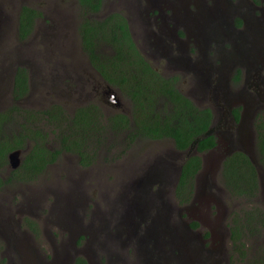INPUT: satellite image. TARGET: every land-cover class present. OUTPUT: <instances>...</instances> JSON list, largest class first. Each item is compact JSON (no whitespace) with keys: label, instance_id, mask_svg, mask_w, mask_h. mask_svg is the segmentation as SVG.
I'll use <instances>...</instances> for the list:
<instances>
[{"label":"rangeland","instance_id":"374dc122","mask_svg":"<svg viewBox=\"0 0 264 264\" xmlns=\"http://www.w3.org/2000/svg\"><path fill=\"white\" fill-rule=\"evenodd\" d=\"M229 2L248 7L255 26L245 21L241 25V18L234 17L239 23L235 25L221 12ZM21 4L41 12L25 40L17 37ZM263 5L264 0H103L91 18L121 13L140 53L165 70L174 71L171 54L151 46L168 43L166 22L184 37L179 43L194 51L193 57L199 47L198 59L213 55L206 48L214 47L209 39L218 36V17L223 18V28L234 29L238 43L223 41L219 48L223 45V54L234 56L232 71L238 69L239 79L231 90L230 71L220 69L213 86L240 107L236 142L232 145V138L224 135L223 123L213 126L216 146L200 155L202 167L187 203L178 202L173 192L175 172L186 152L175 150L171 139L139 138L127 145L126 131L106 134L90 166H81L78 156L68 152L37 177L9 180L0 188L3 264H70L77 256L88 264H252L262 255L264 223L260 232L237 242L230 239V223L253 205L264 213V168L252 128L256 117L264 119ZM82 18L77 0H0V112H29L36 118H28L30 125L38 123L49 139L53 134L39 113L54 105L69 114L90 102L105 116L130 110L124 94L107 85L90 65L78 32ZM253 59L258 69L246 65ZM20 67L26 70V93L15 100L13 80ZM185 69V74L174 71L184 79L180 91L198 108L209 107L200 102L204 97L221 112L224 98L209 94L208 76H198L191 66ZM248 91L245 104L241 97ZM214 116L219 121L220 115ZM20 120L12 117L4 127L6 135ZM49 146L57 147V139ZM30 147L27 142L25 149H15L21 152L20 160ZM232 147L245 152L257 171L258 190L249 201L230 195L222 183L221 164ZM10 170L7 158L0 177L7 178Z\"/></svg>","mask_w":264,"mask_h":264},{"label":"trees","instance_id":"16d2710c","mask_svg":"<svg viewBox=\"0 0 264 264\" xmlns=\"http://www.w3.org/2000/svg\"><path fill=\"white\" fill-rule=\"evenodd\" d=\"M82 13L78 32L83 51L92 68L109 86L121 91L131 99V118L121 113L105 116L93 102L80 105L72 114L60 106L39 113L46 119L50 132L42 130L38 123L30 125L28 118L36 121L30 113L20 110L0 112V167L7 163V154L15 149H30L20 165L10 170L5 179L0 177V188L11 179L29 180L42 174L64 153L71 152L79 158L81 166H90L97 150L109 132L126 131V143L136 139H171L175 150L187 151L196 139L209 130L212 112L209 108H198L189 98L183 96L165 79H160L135 46L126 20L120 13H112L101 20L91 15L101 10L103 0H77ZM37 9L21 4L17 9V37L25 40L40 18ZM107 50V52H105ZM26 70L16 69L13 80V97L20 100L26 93ZM239 74L235 80L238 81ZM14 114V115H13ZM234 116L238 119L237 109ZM23 118L8 136L4 127L12 117ZM35 116V115H34ZM36 117V116H35ZM255 145L259 162L264 168V119L256 117L254 123ZM57 139L58 146H49ZM216 146L214 134L199 138L194 153L180 161L178 181L174 194L180 203H187L192 197L194 179L202 167L201 154ZM221 178L230 195L249 201L256 197L258 175L247 154L234 150L222 161ZM244 210L241 217L230 223V239L237 242L246 236L260 232L264 223L263 210L258 205ZM196 225L195 223L193 224ZM0 258V264H3ZM74 264H86L77 258ZM252 264H264V253Z\"/></svg>","mask_w":264,"mask_h":264},{"label":"flooded vegetation","instance_id":"af4514ba","mask_svg":"<svg viewBox=\"0 0 264 264\" xmlns=\"http://www.w3.org/2000/svg\"><path fill=\"white\" fill-rule=\"evenodd\" d=\"M161 1V0H160ZM263 12L262 15L264 17V5H263ZM227 12L226 16L231 19L233 21V18H241V20L237 19L240 21V24L242 25V22L245 21L246 24H250V20H252L251 16H253L252 12L249 10L248 7H243L241 5H239L238 3L233 4L232 2H229V5L227 6V10H221V12ZM121 14V13H120ZM122 15V14H121ZM123 16V15H122ZM123 18L126 20V18L123 16ZM222 17H218L216 22L218 23V25L216 26V28L218 29L217 31V38L215 40H210L209 42H212L214 44L213 46H208L206 48V50L208 53H212L213 55H209V54H204L202 55L199 59L196 58L200 53L198 52L199 47H197L196 51L197 55L195 57L192 56V53L190 49L188 47H182L179 43V40L184 39V37L181 36V34H177L174 32V26L171 22H166L169 23L168 27V32H169V38H168V43L163 42L162 44H155L152 45L151 47L154 48L155 50H161V51H165L167 50L168 56L170 55V59L169 61L171 62V65L174 69V71H181V73L185 74V68L191 66V68L193 69V71H196L198 76L199 75H206L208 76V78L210 79L212 85L210 87V91L209 94H214L215 97H220L222 96L224 98V105L222 106V110L221 112H219V110H213L216 109V107L207 99H205L204 97L202 98H198L200 100L201 103L206 104L209 107H202V108H209L212 111V119H211V123H210V127L209 129H211L212 133H213V126H215V124L220 125L221 123L224 124V135L227 134L228 136V140H230V138H232L231 142L232 145L236 142V138H237V129H235L234 127H239V119H240V113H239V109L240 107H236L238 104H236V102L232 101L229 96H224L222 95V91L221 89H219L217 86H213V83L216 79L219 78L220 76V69L221 71L225 70V72L230 71V75H229V85L231 90H234V86L233 83H236L235 77L237 76V70L236 71H232L233 67L231 64V61H233L232 59H234L233 55H229V54H223L224 50L221 48L223 47V45L219 48V46L221 45L220 43L223 41H227V40H232L233 42L238 43V39L234 38L233 35L235 34L234 29H226L223 28L222 25ZM235 23V25H238L239 23L237 21H233ZM127 23V21H126ZM128 26V24H127ZM251 26H255V22L252 21L251 22ZM129 30V28H128ZM130 32V31H129ZM131 34V33H130ZM188 35L191 36V34L188 33ZM219 44V45H218ZM239 46V44H236ZM136 46V44H135ZM216 49H213L215 48ZM137 48V46H136ZM240 48V47H239ZM246 47L242 46V51L245 49ZM138 49V48H137ZM139 51V50H138ZM140 52V51H139ZM204 51L202 50V53ZM142 55V54H141ZM153 56V54H151ZM143 56V55H142ZM255 57V55H253ZM252 56V57H253ZM143 58L148 62L149 66L156 72L158 73V76L160 79H165L168 81V83H172L174 84V87L177 91H179L180 93L182 91H180V87L183 85L180 78L175 76L177 73H175L174 71H170L169 70H165L160 68L159 66H156L155 64L150 63L144 56ZM216 62H218V64L216 65ZM246 65H252L253 67H258V64L256 63L255 59L251 60V61H247L246 60ZM232 72V73H231ZM217 74V75H216ZM236 74V75H235ZM186 88L183 90L185 91ZM190 90L187 92L188 95H190ZM249 93H251V91H248L247 95H244L241 97L242 101L246 104L249 101ZM183 96H185L186 94H184L183 92L181 93ZM104 95V93L102 94ZM127 98V101L130 105V110L128 111L127 109H121L122 112H124L126 114V116L131 118V111H132V103H131V99L124 95ZM187 96V95H186ZM185 96V97H186ZM188 98V97H187ZM111 101H114V97L112 96ZM237 109L238 112V119L235 118L234 116V111ZM215 115H220V119L219 121L216 120ZM224 121V122H223ZM252 128L254 129V125L252 123ZM235 133V134H234ZM252 133V132H251ZM254 133H255V129H254ZM256 134V133H255ZM215 135V134H214ZM216 140V139H215ZM174 145V144H173ZM232 150H237V148L232 147ZM231 151V152H233ZM230 152V153H231ZM229 153V154H230ZM187 157V156H186ZM185 159L182 158L180 161L183 162V160ZM180 169V165H178L177 170L175 172L176 174V178H175V183H177L178 181V177H179V170ZM175 188V187H174ZM174 192V191H173ZM1 258V257H0ZM77 258H81L84 259L80 256H77L73 259V261L70 264H74L75 260ZM2 259V258H1ZM85 260V259H84ZM86 264H88V261H86Z\"/></svg>","mask_w":264,"mask_h":264},{"label":"water","instance_id":"95a60500","mask_svg":"<svg viewBox=\"0 0 264 264\" xmlns=\"http://www.w3.org/2000/svg\"><path fill=\"white\" fill-rule=\"evenodd\" d=\"M212 131L211 129H209L206 133H204L201 137L199 138H202V137H205L209 134H211ZM198 138V139H199ZM198 139H196L194 141V143L190 146V148L186 151V156L188 157L191 153H194V150H195V145L198 141ZM20 150H14V151H11L8 153L7 155V158L9 160V163H10V166H11V169H16L19 165H20V158H19V155H20ZM249 157V156H248Z\"/></svg>","mask_w":264,"mask_h":264},{"label":"clouds","instance_id":"9594fccd","mask_svg":"<svg viewBox=\"0 0 264 264\" xmlns=\"http://www.w3.org/2000/svg\"><path fill=\"white\" fill-rule=\"evenodd\" d=\"M212 134V133H211ZM256 135V134H255ZM186 152V151H185ZM248 156V155H247Z\"/></svg>","mask_w":264,"mask_h":264}]
</instances>
